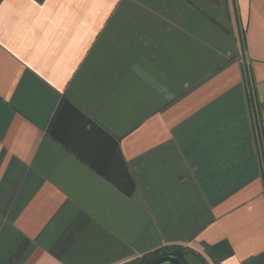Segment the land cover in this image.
<instances>
[{
  "label": "crops",
  "instance_id": "0c3cea01",
  "mask_svg": "<svg viewBox=\"0 0 264 264\" xmlns=\"http://www.w3.org/2000/svg\"><path fill=\"white\" fill-rule=\"evenodd\" d=\"M264 264V0H0V264Z\"/></svg>",
  "mask_w": 264,
  "mask_h": 264
},
{
  "label": "trees",
  "instance_id": "16d2710c",
  "mask_svg": "<svg viewBox=\"0 0 264 264\" xmlns=\"http://www.w3.org/2000/svg\"><path fill=\"white\" fill-rule=\"evenodd\" d=\"M166 255H172V256H175L181 260V256L179 255V252H177L174 248H160V249L152 252L151 254L142 256L141 258L134 260V261H131L127 264H149V263L153 262L154 260H156L162 256H166Z\"/></svg>",
  "mask_w": 264,
  "mask_h": 264
},
{
  "label": "water",
  "instance_id": "95a60500",
  "mask_svg": "<svg viewBox=\"0 0 264 264\" xmlns=\"http://www.w3.org/2000/svg\"><path fill=\"white\" fill-rule=\"evenodd\" d=\"M149 264H183L181 260L172 255L162 256Z\"/></svg>",
  "mask_w": 264,
  "mask_h": 264
}]
</instances>
